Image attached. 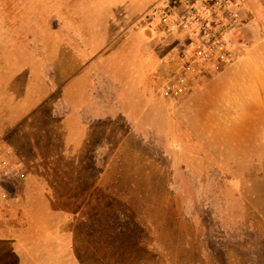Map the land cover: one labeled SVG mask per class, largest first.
Masks as SVG:
<instances>
[{"label": "rangeland", "instance_id": "1", "mask_svg": "<svg viewBox=\"0 0 264 264\" xmlns=\"http://www.w3.org/2000/svg\"><path fill=\"white\" fill-rule=\"evenodd\" d=\"M154 0H0V264H264V0L234 63L178 103Z\"/></svg>", "mask_w": 264, "mask_h": 264}, {"label": "built area", "instance_id": "2", "mask_svg": "<svg viewBox=\"0 0 264 264\" xmlns=\"http://www.w3.org/2000/svg\"><path fill=\"white\" fill-rule=\"evenodd\" d=\"M253 15L245 0H154L137 17L139 31L152 39L175 42L167 64L165 93L178 103L210 74L235 62L237 46ZM25 178V168L11 147L0 139V229L13 206L9 187Z\"/></svg>", "mask_w": 264, "mask_h": 264}, {"label": "crops", "instance_id": "3", "mask_svg": "<svg viewBox=\"0 0 264 264\" xmlns=\"http://www.w3.org/2000/svg\"><path fill=\"white\" fill-rule=\"evenodd\" d=\"M153 1H151V4ZM13 126V119L12 118H2L0 119V137L5 136V133L11 129Z\"/></svg>", "mask_w": 264, "mask_h": 264}]
</instances>
